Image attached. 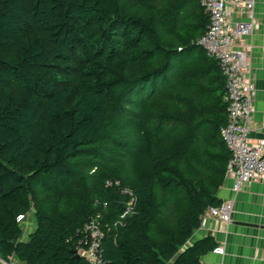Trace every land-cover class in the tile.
<instances>
[{
    "label": "trees",
    "instance_id": "1",
    "mask_svg": "<svg viewBox=\"0 0 264 264\" xmlns=\"http://www.w3.org/2000/svg\"><path fill=\"white\" fill-rule=\"evenodd\" d=\"M209 23L200 0H0V264H90L93 218L103 264L216 247L189 243L232 157Z\"/></svg>",
    "mask_w": 264,
    "mask_h": 264
},
{
    "label": "built area",
    "instance_id": "2",
    "mask_svg": "<svg viewBox=\"0 0 264 264\" xmlns=\"http://www.w3.org/2000/svg\"><path fill=\"white\" fill-rule=\"evenodd\" d=\"M200 3L209 12L210 23L199 43L209 56L218 61L226 78L227 124L221 133L232 152L227 174H233V190L238 192L251 180L264 177V140L252 142L249 138L256 90L249 60L251 46L246 38L255 30L256 0H200ZM132 208L130 204L125 213ZM232 208V199L209 207L202 216V224L211 216L230 222ZM26 217L19 214L16 220L22 223ZM82 231L85 235L77 242V253L90 264H103L104 231L100 222L93 218ZM213 250L223 253L224 247L216 246Z\"/></svg>",
    "mask_w": 264,
    "mask_h": 264
},
{
    "label": "crops",
    "instance_id": "3",
    "mask_svg": "<svg viewBox=\"0 0 264 264\" xmlns=\"http://www.w3.org/2000/svg\"><path fill=\"white\" fill-rule=\"evenodd\" d=\"M255 17V30L246 38L251 46L249 60L256 90L249 138L260 142L264 140V0H256ZM233 184L234 176L229 173L218 191L223 201L233 200L230 222L211 216L189 241L212 235L216 246L224 247L223 253L211 250L202 255L201 264H264V177L251 180L238 192L233 190ZM22 224L25 235L36 227L32 214ZM0 262L5 263L1 258Z\"/></svg>",
    "mask_w": 264,
    "mask_h": 264
},
{
    "label": "water",
    "instance_id": "4",
    "mask_svg": "<svg viewBox=\"0 0 264 264\" xmlns=\"http://www.w3.org/2000/svg\"><path fill=\"white\" fill-rule=\"evenodd\" d=\"M74 251H75V252H77V250H76V249H75ZM77 255H78V256H80L78 253H77Z\"/></svg>",
    "mask_w": 264,
    "mask_h": 264
},
{
    "label": "rangeland",
    "instance_id": "5",
    "mask_svg": "<svg viewBox=\"0 0 264 264\" xmlns=\"http://www.w3.org/2000/svg\"><path fill=\"white\" fill-rule=\"evenodd\" d=\"M34 218V217H33ZM34 221H35V219H34Z\"/></svg>",
    "mask_w": 264,
    "mask_h": 264
}]
</instances>
